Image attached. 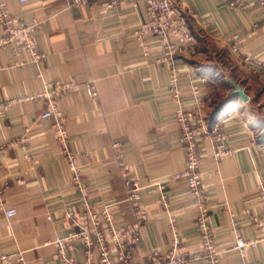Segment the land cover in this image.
Masks as SVG:
<instances>
[{
  "label": "crops",
  "instance_id": "obj_1",
  "mask_svg": "<svg viewBox=\"0 0 264 264\" xmlns=\"http://www.w3.org/2000/svg\"><path fill=\"white\" fill-rule=\"evenodd\" d=\"M1 1L26 21L38 18L35 41L43 55L40 62L24 55L19 63L14 45L0 48V103L6 104L0 107L2 249L23 251L29 264H61L53 241L69 233L67 215L82 211L54 121L40 117L42 101L27 98L44 83L59 80L78 85L61 99L62 122L91 204L109 205L119 223L137 222L120 160L143 188L141 205L148 218L141 223L134 263L146 261L155 249L169 250V218L174 217L188 264H208L192 258L200 250L196 207L187 196V181L176 178L185 169L186 156L175 121L170 66L153 37L147 38L144 50L133 35L148 19L144 1L125 0L117 10L71 0ZM171 1L196 42L193 56L176 59L183 71L185 104L193 105L192 84L197 82L207 102L208 126L219 124L226 144L235 150L218 162L212 144L203 146L204 186L222 264H264V228L258 224L264 220V67L249 70L244 56L233 55L227 42L238 33L242 53L264 61V10L256 0H233L250 7L232 5V0ZM256 22L260 28L252 33ZM231 81L246 90L249 102L234 93ZM87 84L95 86L96 99L88 95ZM161 193L168 196L167 207ZM10 208L17 214L8 218L5 211ZM233 219L244 237L260 240L245 258L233 249ZM72 253L85 262L81 241L74 243Z\"/></svg>",
  "mask_w": 264,
  "mask_h": 264
},
{
  "label": "built area",
  "instance_id": "obj_2",
  "mask_svg": "<svg viewBox=\"0 0 264 264\" xmlns=\"http://www.w3.org/2000/svg\"><path fill=\"white\" fill-rule=\"evenodd\" d=\"M20 3H29L32 0H18ZM125 0H71L74 5L94 4L102 5L107 10H117ZM148 19L136 27L133 35L138 44L144 50L147 38L153 37L163 51V61L168 63L169 84L172 102L175 106V121L179 127L184 146L186 165L185 169L176 175V178H184L187 181V196L196 207V224L199 230L200 250L193 255V259H204L208 264H222V253L215 242V231L210 223V209L207 190L204 186L203 173V146L209 141L213 147V157L220 162L235 150L226 144V133L219 126H208L207 102L197 82L192 84L194 103L191 107L185 104L184 95L180 86V78L183 73L176 66V59L193 56L196 52V42L192 31L189 29L179 10L171 0H143ZM264 10V0H256ZM183 4V3H181ZM232 5L250 7L239 1H233ZM0 24L2 33L0 36V48L14 45L13 53L19 63L24 55H29L35 62H40L43 55L39 51L35 33L40 22L37 17L29 21L12 13L9 7L0 0ZM260 28V23L254 24L252 33ZM242 38L238 33L227 37L230 51L236 57L244 56L246 66L250 70L253 66L263 68L264 61L255 59L242 53L240 42ZM145 54L147 52L145 51ZM264 75V69H262ZM201 81H206L201 77ZM78 85L72 82L51 81L43 84L38 92L30 97L31 100L42 101L45 105L40 117L53 119L55 134L58 141L64 147V153L72 170V182L80 194V214L69 213L67 216L70 231L65 236H58L53 241L57 248L56 256L61 264H135V248L142 237L141 223L148 218L141 205L143 188L138 179L132 176L126 164L120 160L122 176L128 187V201L131 203L137 222L131 225L119 223L115 219L112 208L108 205L95 207L90 202V190L82 178V173L75 163L74 154L68 146L69 134L62 122L61 99L76 91ZM88 95L96 99L97 91L93 84L85 85ZM13 102V101H12ZM11 102V103H12ZM0 103V107H5ZM255 144V139L252 140ZM264 149V144L262 145ZM1 190V186H0ZM1 192V191H0ZM161 200L165 207L169 205L168 196L161 193ZM260 200L264 207V184L260 186ZM17 214L15 208L5 211L10 218ZM261 229L264 228V220L258 221ZM171 232V244L167 251L155 249L150 252L147 260L140 264H188L189 257L187 246L183 241L179 224L174 217L169 218ZM232 233L235 238L233 249L240 257L245 258L249 249L256 247L259 239H247L244 237L240 225L235 219L232 221ZM81 241L85 248L86 260L80 263L73 255L74 243ZM0 264H29L23 251L6 252L0 245Z\"/></svg>",
  "mask_w": 264,
  "mask_h": 264
},
{
  "label": "water",
  "instance_id": "obj_3",
  "mask_svg": "<svg viewBox=\"0 0 264 264\" xmlns=\"http://www.w3.org/2000/svg\"><path fill=\"white\" fill-rule=\"evenodd\" d=\"M233 88L235 89L234 93L239 95L244 102H249L250 97L247 95L246 90L239 84L231 81Z\"/></svg>",
  "mask_w": 264,
  "mask_h": 264
},
{
  "label": "rangeland",
  "instance_id": "obj_4",
  "mask_svg": "<svg viewBox=\"0 0 264 264\" xmlns=\"http://www.w3.org/2000/svg\"><path fill=\"white\" fill-rule=\"evenodd\" d=\"M206 114H207V119H208V110H206Z\"/></svg>",
  "mask_w": 264,
  "mask_h": 264
},
{
  "label": "trees",
  "instance_id": "obj_5",
  "mask_svg": "<svg viewBox=\"0 0 264 264\" xmlns=\"http://www.w3.org/2000/svg\"><path fill=\"white\" fill-rule=\"evenodd\" d=\"M213 125V123L210 121V126H212Z\"/></svg>",
  "mask_w": 264,
  "mask_h": 264
}]
</instances>
